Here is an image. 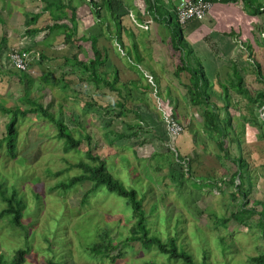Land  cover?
I'll use <instances>...</instances> for the list:
<instances>
[{
  "label": "rangeland",
  "instance_id": "obj_1",
  "mask_svg": "<svg viewBox=\"0 0 264 264\" xmlns=\"http://www.w3.org/2000/svg\"><path fill=\"white\" fill-rule=\"evenodd\" d=\"M30 1L35 7L44 6L42 0ZM164 2L166 6L170 5L169 0ZM122 3L121 9L120 7L118 9L123 11L124 16H130L131 19L125 17L126 23L136 33L135 41L139 43L138 49L144 56L145 62L139 64L138 69L147 72L154 79L150 80L146 73L142 77L140 83L143 85L150 83L149 89L139 84L137 88L132 85V96L128 99L129 115L117 116L116 111L119 107L116 102L117 92L105 88L106 96L97 95L91 84L78 82L83 73L77 66L66 67V71L75 72L68 73L62 84L56 81L58 84L55 82L52 86L42 88L44 86L41 85L39 77L44 69L53 68L54 76L58 79L62 71L65 72L58 65L63 55L76 53L83 58L93 57L90 41H84L81 48L78 44H70L61 46L60 49H50L52 42L55 41V35L51 34L44 43L40 41L38 44L34 34L24 33L25 22L30 17L23 12L24 0H0V141L6 134V123L9 120V115L2 112L1 106L15 107L20 104L24 108L28 106L23 100L24 89L18 77L7 71L11 66L7 56L14 48L36 46L39 52L34 49L29 54L27 62L28 70L36 74L38 79L34 84L40 83L41 86L40 89L33 91V99L49 109H54L55 113H59V105L62 102L65 120L74 128L76 136L78 133L75 129L78 126L69 114L87 124L86 132L93 140V154L107 158L110 163L114 162L111 164L113 172L127 185L136 183L134 176L141 174L145 184L140 182L137 188L140 189V195L144 196V207L149 215L155 201L163 193L167 194L170 202L166 207L160 202L158 206L160 217L164 215L171 219L169 224L171 233L179 234V241L195 255L198 264L204 260L208 264H243L250 255L257 254L260 247L264 249V238L259 227L254 225L245 229L236 220L230 221L227 226H216L213 217L207 212H217L218 215L224 216L235 208L229 194L230 186L227 183L221 184L224 187L223 192L217 187L207 186L200 190L193 188L191 184L195 180L185 174L186 167L177 160L176 154L179 152L194 159V170L197 173L207 174L214 171L217 175V170L219 173L230 174L236 170V166L231 159L222 158L220 161L217 158V155L223 157L225 151L219 150L216 143L206 138L202 131L198 132L195 142L193 129L202 122L204 107L190 105L187 101L188 92L184 84L188 82V73H182L181 80L175 75V68L181 63V51L172 46L170 35L163 30L158 20H155L156 23L154 22L149 30L136 24L138 14L136 9L145 7V1L124 0ZM25 5L30 4L28 2ZM213 5L211 10L213 16L210 14L206 17L207 23L197 21L185 26L186 36L202 57L208 76L216 80L219 71L224 78L229 65L235 63L249 89L256 91L264 87L257 79L253 65L255 59L264 63L262 38L264 14H250L244 9L241 1L230 8L221 1ZM224 9H228L226 13ZM102 13L105 15L104 10ZM45 16L47 14L42 13L40 22ZM79 16L81 32L87 35L98 34L99 46L106 47L110 52L105 69L110 70V66H117L123 80L133 78L139 80L140 72L130 64L135 63L133 54L135 55L137 51L134 50L132 56H128V50L118 45L115 40L113 28L107 31L108 28L104 26V33L103 28L95 22L87 4L80 7ZM109 17L112 18L110 14ZM213 18L216 25L211 30L209 20ZM46 23H50V20L47 19ZM112 24L115 28L113 20ZM232 28L236 30V34L225 35V32H230ZM124 37L127 45L130 44L127 37L125 35ZM131 41L133 46L134 39L131 38ZM248 43L250 48L247 46ZM40 51L47 57L41 62ZM90 91L98 104L87 108L85 100H89ZM162 101L169 110L172 107L170 101L177 108L185 128L178 136L169 134L167 121L163 119V110L159 107ZM217 101L222 105V101ZM232 101L241 105L247 103L246 98L235 92H232ZM134 108L145 117L142 128L136 135L128 125L137 121L132 112ZM260 112L264 116L262 109ZM233 113L236 114L235 111ZM109 128L130 133L131 136L111 143L105 136V130ZM57 131L56 126L48 119L38 113L29 114L19 123L17 156L13 158L7 155L5 143L0 146V180L6 179V187L15 185L23 194L26 202L24 223L29 230L28 236L22 231L16 233L5 220H0V250L11 257L19 247L30 246L32 252L25 264H43L42 256L51 255L49 247L53 248L52 252H55V249L59 254L70 253L68 264H145V261L154 264H185L181 260L169 259L155 247L147 249L140 242L126 241V255L116 262L108 258H92L85 252L84 246L97 238L99 228L105 227L107 232L116 234L118 239H123L129 234V228L135 219L129 202L105 187L91 194L84 204H81V198L90 186L89 183L77 184L67 191L55 187L59 181L81 171L71 164L81 159L88 160L87 144L82 143L78 148L66 151L64 140L57 137ZM241 145L239 147L230 142L228 146L230 156L234 157L242 152L250 158L253 171H258L259 175L258 183L252 191V198L264 200V140L257 137V129L247 125ZM123 156H128L130 163L134 165L132 172L123 165L121 160ZM170 162L172 164L171 166L169 164V167ZM157 165H161V170H156ZM48 169L59 171L60 174L51 175ZM147 185L149 187L146 188ZM3 205L5 204H0V209ZM178 211L182 213V219L177 224ZM253 219L257 220L258 216H254ZM162 222V219L156 221L160 230L166 227ZM34 254L39 261L33 259Z\"/></svg>",
  "mask_w": 264,
  "mask_h": 264
},
{
  "label": "trees",
  "instance_id": "obj_2",
  "mask_svg": "<svg viewBox=\"0 0 264 264\" xmlns=\"http://www.w3.org/2000/svg\"><path fill=\"white\" fill-rule=\"evenodd\" d=\"M41 1V0H40ZM44 6L37 5L33 6L30 0H24V4L29 2L30 5H25L29 12L26 21L25 31L28 34H39L42 35L43 39H46L51 34L55 35V41L51 46H65L78 44L81 48L84 41H90L91 48L93 51V57L83 58L76 53L71 55L65 54L62 56L61 61L58 63L59 67L64 69L60 75V79L54 76V70L44 69L42 75L39 77L42 88L52 86L55 82L62 84L68 76V73L72 74L75 71H66L67 66L79 68V71L83 73L78 82H86L91 84L93 90L96 91L97 95L101 97L106 94L104 89L115 91L118 94L117 104L119 105L117 116L129 115L128 99L132 96L131 86L137 88L138 84L144 86L145 89L150 88V83L143 85L142 77L145 75L144 71L140 68L139 64L144 63V56L138 49L139 43L135 41L134 35L136 34L126 23L125 17L129 15H123V11L118 8L122 7V0H42ZM170 1V5H165L164 0H145L146 5L137 10V20L139 22L144 21L148 17H155L158 20L163 30L170 35L172 46L181 51V63L175 68V75L181 80L182 73H188V82L184 84L188 92V103L193 106H203L202 111V122L197 128L193 129V136L195 142H197L198 132L206 136V138L216 143L217 147L221 151H225L224 156L217 155L220 160L222 158L231 159L236 166V170L233 173H219L217 175L214 171L205 173H197L194 170V159L181 155L179 152L176 154L177 160L185 165V174L194 178V182L191 184L193 188L203 189L204 187H217L220 192L224 190L223 185L227 183L230 186L229 194L234 202L235 208H233L228 214L220 216L217 212H207V214L214 219L216 226L221 225L227 226V224L236 220L245 229L252 228L254 225L258 226L262 237L264 238V200L262 198H252V191L258 183V171H253L251 160L244 153H240L237 156L231 157L228 149L229 143L236 144L241 147L243 142V136L246 133L247 125H251L257 129V137L260 140H264V116L261 114L260 109L264 112V87L252 91L245 85V79L238 69L235 63H232L228 67L226 77L223 78L219 71L216 74V80L211 79L207 72L206 66L202 60V57L197 53L193 43L187 38L185 32V26L191 24L195 20H190L187 23H181L179 20L178 4L179 1ZM213 3L217 1L221 2H238L241 1L246 11L252 15L264 14V0H211ZM83 4H87L90 8V12L102 28L104 26L108 28L107 31L113 33L112 37L115 38L118 45L128 50V56H132L134 50L137 53L134 56L135 63H130L131 67L136 68L138 78L123 80L120 75V71L117 66L109 67L110 70L105 69V66L110 58L109 50L101 48L99 46V36L95 33L81 32V19L79 16L80 7ZM104 10L105 15H103ZM165 10V11H164ZM145 12L146 15L143 14ZM42 13H46L42 21L40 17ZM112 18L109 17V14ZM145 16V17H144ZM50 23H46L47 19ZM44 19L46 20L44 22ZM112 20L116 27L114 28ZM157 21V22H158ZM202 21V20H199ZM149 30V29H146ZM105 33V32H104ZM236 34L235 31L231 32V35ZM109 38L108 34L106 33ZM129 40L130 44L127 45L125 37ZM4 36V35H3ZM264 41V31L262 34ZM131 38L134 39L133 46ZM250 48V44H247ZM35 47L23 48L21 52L25 54L26 61H29V54L34 51ZM37 51V50H36ZM121 51V50H120ZM39 51H37L38 53ZM40 62L47 59L46 55L40 51ZM1 57V53H0ZM8 60L10 59L7 56ZM49 59V58H48ZM147 63V62H146ZM253 65L256 70L257 79L264 84V63L258 60L253 61ZM74 70V69H73ZM7 71L18 77L19 82L22 84L24 89V101L27 102L28 106L22 107V104L15 107H7L2 105L1 110L3 113L9 115V120L6 123V134L0 141V146L6 144V152L10 157H16L18 151V139H19V123L24 117L29 114H39L44 118L52 122L57 128V137L64 140L65 150H73L78 148L82 143L87 144L86 155L88 160L81 159L80 161L71 164L73 167L79 168L81 171L69 177L66 180H61L56 183L55 187L67 191L75 187L80 183H89V187L82 194L81 204L87 202L89 196L97 190H101L104 187L108 191L114 192L117 195L126 199L131 205L132 215L135 221L131 225L130 232L123 239H118L116 234L109 233L103 228H99L97 238H94L91 242L84 246L85 252L92 258L103 259L108 258L113 262H116L120 258L126 255L125 242H140L142 246L147 249L152 247L157 248L161 253L165 254L169 259L181 260L185 264H198L195 255L186 249L183 242L179 241V234H172L169 224L171 219L162 215L160 217L159 204L166 207L170 202L167 194H162L158 200L153 204V208L150 210V215L146 212L144 207V196L140 195V189L137 186L144 181L141 174L134 176L135 182L127 185L125 181L115 175L111 168V164L107 158H101L93 154L94 146L93 140L89 133H87L88 125L77 119L71 113L70 118L75 121L77 128L75 132L78 133L76 136L74 128L68 125L65 120L63 113V103L59 105V113H55L54 109H49L43 103L35 101L32 97L33 91L40 89V83L34 84V81H38L36 74L34 75L30 70H15L12 67L7 68ZM79 71L77 73H79ZM155 76L156 73L153 70ZM158 80V78H156ZM160 79V78H159ZM156 80V81H157ZM56 82V83H57ZM158 83V81H157ZM58 84V83H57ZM72 84V83H70ZM69 86V85H68ZM71 87V85H70ZM76 92L78 90L73 89ZM91 90V89H90ZM169 90V88H168ZM81 92V91H80ZM232 92L240 94L242 97L247 99L245 105L234 104L232 101ZM170 94V92H168ZM89 100H85L87 108L95 106L97 100L94 98V94L91 95ZM169 100L170 98L167 97ZM142 100V99H141ZM222 101V105L218 101ZM146 101V100H143ZM148 102V101H146ZM172 115L181 122V117L177 111L176 106L170 101ZM236 112L234 114L233 112ZM132 112L137 118L129 125L132 131H135V135L139 133L142 128V122H144V116L142 112L137 109H133ZM185 117V116H184ZM186 118V117H185ZM182 123V122H181ZM105 136L111 143H116L130 137V133H124L115 131L112 128L105 130ZM161 158V157H160ZM122 163L125 167L129 168L132 172L134 165L130 163L128 156L121 157ZM222 161V160H220ZM165 163V162H164ZM171 166L172 162L168 163ZM225 165V164H221ZM169 166V167H170ZM161 165L156 166V170H161ZM214 170V169H213ZM48 173L53 175L60 174L59 171L54 172L48 169ZM6 179L0 180V204H5L0 209V220H5L9 227L16 233L20 231L25 232V235H29V230L26 229L24 223V210L26 202L22 193L19 192L15 185L6 187ZM149 183H152L149 181ZM149 187L148 185L146 188ZM144 188V187H143ZM142 188V189H143ZM160 205V206H161ZM205 209V208H204ZM207 210V209H205ZM176 222L182 219L180 211H178ZM258 216L257 220H254V216ZM152 218V219H151ZM162 219V223L166 224L163 230L158 228L156 221ZM176 224V227L178 225ZM49 243L53 244L52 241L48 240ZM51 255H43V264H68L70 253L59 254L57 250L52 247L48 249ZM32 249L30 246L19 247L15 253L9 257L0 250V264H25ZM38 257L34 254L33 259ZM39 261V260H38ZM31 264V263H29ZM145 264H154L153 262L145 261ZM201 264H208L205 260ZM243 264H264V249L260 247L257 254L250 255L247 262Z\"/></svg>",
  "mask_w": 264,
  "mask_h": 264
},
{
  "label": "built area",
  "instance_id": "obj_3",
  "mask_svg": "<svg viewBox=\"0 0 264 264\" xmlns=\"http://www.w3.org/2000/svg\"><path fill=\"white\" fill-rule=\"evenodd\" d=\"M213 7L211 0H180L178 4L179 20L181 23H187L190 20H204L210 13ZM153 22L152 18L145 20L144 24H141L144 28L150 27ZM9 62L11 67L16 70H27L28 65L26 56L21 52L20 48H14L9 54ZM152 80V76H150ZM163 101L159 107L163 110L164 120L167 121L168 130L172 136L180 135L184 130L183 125L172 115L171 111L164 106Z\"/></svg>",
  "mask_w": 264,
  "mask_h": 264
},
{
  "label": "crops",
  "instance_id": "obj_4",
  "mask_svg": "<svg viewBox=\"0 0 264 264\" xmlns=\"http://www.w3.org/2000/svg\"><path fill=\"white\" fill-rule=\"evenodd\" d=\"M143 1H145V0H143ZM176 2L177 1H179V0H175ZM224 3H226L227 4V7L228 8H230V7H232L233 6V4H237V2H224ZM215 4V3H214ZM142 5V4H141ZM214 6V5H213ZM136 8V7H135ZM213 9V8H212ZM245 9V8H244ZM228 9H224V13H226V11H227ZM246 10V9H245ZM137 11V10H136ZM23 12H24V14H26V16H27V14H28V8L25 6V4L23 5ZM212 11H210V13L208 14V15H210L211 14V16H213L212 15V13H211ZM29 14H30V12H29ZM143 14L144 15H146L145 14V12H143ZM207 15V16H208ZM206 16V17H207ZM145 17V16H144ZM150 17H152V16H150ZM156 17H158V15L156 14ZM155 17H153V19H154ZM206 20V18L204 19V20H202V21H204V23L206 22L207 23V21H205ZM145 21V20H144ZM197 21H199V20H195L194 22H197ZM154 22H155V19L153 20V22L151 23V25H150V27L154 24ZM156 23V22H155ZM193 23V22H192ZM209 25H210V28H211V30H213V28L215 27V25H216V23H215V19L213 18V20L211 19V20H209ZM25 25H26V22H25ZM214 25V26H213ZM150 27L148 28V29H150ZM25 29H26V26H25ZM25 29H24V33H26V34H28L26 31H25ZM233 31H236L234 28H232V30L229 32H225V35H227V36H231V32H233ZM212 32V31H211ZM29 35H32V34H29ZM35 35V34H34ZM35 37H36V41H37V43L38 44H40V41L42 42V43H44V41L45 40H47V39H49V36L46 38V39H43V37H42V35H39V34H36L35 35ZM53 43V42H52ZM53 48H61V46H51V48L50 49H53ZM35 50H37V48H36V46H35Z\"/></svg>",
  "mask_w": 264,
  "mask_h": 264
},
{
  "label": "clouds",
  "instance_id": "obj_5",
  "mask_svg": "<svg viewBox=\"0 0 264 264\" xmlns=\"http://www.w3.org/2000/svg\"><path fill=\"white\" fill-rule=\"evenodd\" d=\"M213 8V7H212ZM131 11V10H130ZM132 17H133V15H131ZM148 18H152L153 19V17H148ZM147 18V19H148ZM133 19H134V17H133ZM135 20V19H134ZM146 20V19H145ZM154 20V19H153ZM136 21V24H138L139 26H141V24H144V22L145 21H142V22H137V20H135ZM141 27H143V26H141ZM149 28V27H148ZM148 28H144L143 27V29H148ZM23 49V48H22ZM21 49V50H22ZM10 63V62H9ZM11 67V66H10ZM13 68V67H12ZM14 69V68H13ZM16 70V69H15ZM28 70V69H27ZM147 70V69H146ZM20 71V70H19ZM146 73V76L151 80V78H150V75L149 74H147V72H145ZM154 79V77L152 76V80ZM154 84V83H153ZM163 119H164V117H163ZM165 121V120H164ZM179 121V120H178ZM180 122V121H179ZM181 123V122H180ZM182 124V123H181ZM184 130H185V128H184ZM184 130L181 132V133H183L184 132ZM169 131V130H168ZM169 134H170V132H169ZM171 135V134H170ZM172 136V135H171ZM178 136V135H177Z\"/></svg>",
  "mask_w": 264,
  "mask_h": 264
}]
</instances>
